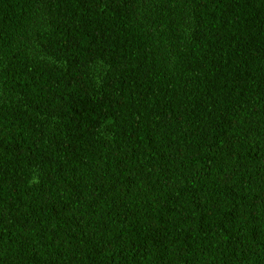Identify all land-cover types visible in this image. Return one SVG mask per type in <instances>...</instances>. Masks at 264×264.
I'll list each match as a JSON object with an SVG mask.
<instances>
[{
    "label": "trees",
    "instance_id": "1",
    "mask_svg": "<svg viewBox=\"0 0 264 264\" xmlns=\"http://www.w3.org/2000/svg\"><path fill=\"white\" fill-rule=\"evenodd\" d=\"M0 264H264V0H0Z\"/></svg>",
    "mask_w": 264,
    "mask_h": 264
}]
</instances>
